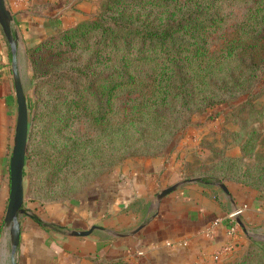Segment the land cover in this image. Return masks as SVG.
<instances>
[{
    "label": "trees",
    "instance_id": "obj_1",
    "mask_svg": "<svg viewBox=\"0 0 264 264\" xmlns=\"http://www.w3.org/2000/svg\"><path fill=\"white\" fill-rule=\"evenodd\" d=\"M27 53V201L71 197L122 158L162 150L193 111L242 95L240 153L218 152L197 179L264 193V150L251 151V123L264 117V0H101ZM247 247L221 264H264L261 243Z\"/></svg>",
    "mask_w": 264,
    "mask_h": 264
},
{
    "label": "crops",
    "instance_id": "obj_2",
    "mask_svg": "<svg viewBox=\"0 0 264 264\" xmlns=\"http://www.w3.org/2000/svg\"><path fill=\"white\" fill-rule=\"evenodd\" d=\"M5 4L16 34L15 59L22 86L21 67H28L26 48L96 9L95 0H5ZM10 60L0 27V221L8 195L16 111ZM261 131L264 148V125ZM197 138L195 132L192 140ZM207 152L162 151L156 156L128 157L73 197L42 203L24 197L15 264H94L96 259L114 258L132 264H221L251 240L264 244V193L240 182L225 181L227 195L216 182L188 180L155 200L161 188L198 177L186 175L184 164ZM239 153L224 151L226 156ZM236 206H244L238 216L242 225L235 220L230 235L226 214ZM91 225L97 227L87 234H69ZM228 241L232 247L223 249ZM218 249L221 251L214 259L212 253ZM9 257L8 228L2 224L0 264H10Z\"/></svg>",
    "mask_w": 264,
    "mask_h": 264
},
{
    "label": "rangeland",
    "instance_id": "obj_3",
    "mask_svg": "<svg viewBox=\"0 0 264 264\" xmlns=\"http://www.w3.org/2000/svg\"><path fill=\"white\" fill-rule=\"evenodd\" d=\"M95 1H96V9L88 17H91L98 10L99 3L101 0H95ZM231 8L234 9L235 6H231ZM27 48H26V52H27ZM27 58H28V53H27ZM27 70L28 72H26ZM21 72H22V79L24 84L23 91L26 98V103L27 102L31 103L35 97L34 95L35 79L32 76V69L29 58H28V67L27 65L24 64L21 67ZM243 98H244L243 95L238 96L236 98L227 100L226 102L223 103H215L211 106L206 107L204 110L193 111L190 117H188V119L184 122L182 127L180 126V128L169 139V141L162 150H158L154 155L153 154L133 155V156L124 157L121 160L134 156H156L160 154L162 151H202V152L208 151L206 154L200 155L197 158H192V161H187L184 164L186 168L184 172L186 175L205 172L211 166H214V164L217 162L218 156L220 154L218 152L223 151L224 153V151H241L240 142L242 138L247 135L246 131L250 126V123H248L245 126H241L242 121L239 119V116L241 114H238L236 112L237 104L241 102ZM212 107H214V110L209 113H206ZM31 111L28 112L29 116L31 114ZM245 111H247L246 108L243 110V112ZM263 119L264 117L251 123L258 130L257 134L254 137L256 143L253 146V150L251 151H254L256 149L264 150V148L260 143L261 142L260 137L262 132L261 128L264 125ZM195 132L199 139L197 138V140L193 141L192 137L195 135ZM30 152L31 151H29V153ZM25 154H26V150H25ZM121 160L113 164L109 169L97 174L88 184H86L76 194L82 192L96 178L107 173L113 166L118 164ZM31 168H32V156L31 154H29V159L27 160L25 159V163L23 167V185H24L25 198L27 196L26 194H27L28 172ZM2 224H4L3 215H2V220L0 221V225ZM261 246H262L261 250L264 252V244L261 243ZM247 250H250V247L246 246L242 251H240L236 255V257L239 256L241 257V255L244 254L245 251Z\"/></svg>",
    "mask_w": 264,
    "mask_h": 264
},
{
    "label": "water",
    "instance_id": "obj_4",
    "mask_svg": "<svg viewBox=\"0 0 264 264\" xmlns=\"http://www.w3.org/2000/svg\"><path fill=\"white\" fill-rule=\"evenodd\" d=\"M12 16L6 7L5 0H0V27L4 34V37L8 43L11 52V75L13 81V93L15 98V121L12 134L11 150L8 159V195L6 206L3 214V223L8 228L9 241H10V264H15L14 254L19 240V216L24 213V208L22 206L24 198V185H23V167L25 163V150L27 142V129H28V119L29 113L26 103V98L23 91V86L21 84L15 59L16 50V34L12 31L10 26V21ZM197 177L185 178L180 181L171 183L163 188H161L155 194V200H159L163 195L173 190L177 185L184 181L196 180ZM218 187L222 191L229 195L228 189L223 182H216ZM239 215H236L234 219L239 223ZM97 227V225H91L87 229L83 230H70L69 234L84 235L92 230V228ZM139 227L134 228L131 232H134ZM125 234V233H118ZM264 238V237H262Z\"/></svg>",
    "mask_w": 264,
    "mask_h": 264
},
{
    "label": "built area",
    "instance_id": "obj_5",
    "mask_svg": "<svg viewBox=\"0 0 264 264\" xmlns=\"http://www.w3.org/2000/svg\"><path fill=\"white\" fill-rule=\"evenodd\" d=\"M244 209V206H236L234 207L231 211H229L227 214H226V218H227V221H228V229H227V233L232 235V233L235 231V219L234 217L236 215H239ZM232 247V243L230 241H228L223 249H227L229 250L230 248ZM221 249H218L216 251H214L212 253V257L214 259H217L218 258V254L220 253Z\"/></svg>",
    "mask_w": 264,
    "mask_h": 264
}]
</instances>
